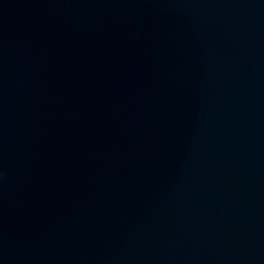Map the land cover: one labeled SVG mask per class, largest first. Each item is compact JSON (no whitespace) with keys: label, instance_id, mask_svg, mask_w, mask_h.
Listing matches in <instances>:
<instances>
[{"label":"water","instance_id":"95a60500","mask_svg":"<svg viewBox=\"0 0 264 264\" xmlns=\"http://www.w3.org/2000/svg\"><path fill=\"white\" fill-rule=\"evenodd\" d=\"M0 264H264V0H0Z\"/></svg>","mask_w":264,"mask_h":264}]
</instances>
